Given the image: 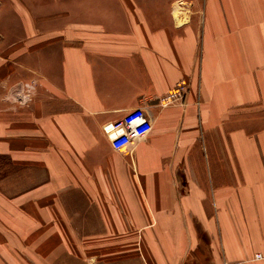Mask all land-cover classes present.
Segmentation results:
<instances>
[{
	"label": "crops",
	"instance_id": "0c3cea01",
	"mask_svg": "<svg viewBox=\"0 0 264 264\" xmlns=\"http://www.w3.org/2000/svg\"><path fill=\"white\" fill-rule=\"evenodd\" d=\"M55 1L0 0L26 34L0 59V162L30 179L8 204L0 176V264H264V0ZM138 108L152 131L114 150L103 127Z\"/></svg>",
	"mask_w": 264,
	"mask_h": 264
},
{
	"label": "rangeland",
	"instance_id": "374dc122",
	"mask_svg": "<svg viewBox=\"0 0 264 264\" xmlns=\"http://www.w3.org/2000/svg\"><path fill=\"white\" fill-rule=\"evenodd\" d=\"M3 6L5 4L10 7L14 8V5L18 8L19 6H23V12L24 17L29 18V13L31 9L37 10V9H46V3H41L40 6L38 5V2L36 0H2ZM70 2H64V0H56L54 2V10L55 11H71L72 13H81L86 12L87 7L92 5L90 1L92 0H68ZM10 7H8L10 9ZM6 8V7H5ZM8 9V10H9ZM78 16V15H76ZM29 21V20H28ZM3 36V37H2ZM26 34H24V31L22 34L20 33V24L18 20L14 18V13H2L0 18V59H13L15 58V53L13 48H15L14 42L15 40H19L20 38H25ZM20 41V40H19ZM29 57V53L27 55ZM10 60V59H9ZM27 68H22L23 75L25 76V79L29 77V70ZM9 70V69H8ZM13 85V86H12ZM37 86L36 81H19L15 84H7V93L10 92L11 94L8 95V97H2V101L5 102L8 105L14 106V104H20L25 103L26 100V94H31V90L33 92L32 86ZM4 86V85H3ZM29 98V97H28ZM29 101V100H27ZM12 102V103H11ZM17 102V103H16ZM14 103V104H13ZM30 103V101L28 102ZM22 176H26L25 174H21ZM39 174V179L41 181L42 176ZM0 176H5L6 180L3 179V182H1L2 186H8L7 191L10 193L7 199L8 204H12L14 202V195H13V187L17 188H24L30 185V179L26 183L18 184L14 179L16 178V172L14 171V168L11 167L8 161L1 160L0 162ZM29 176V175H28ZM2 180V179H1ZM12 187V188H9ZM10 210L6 213L8 216V219H14V210L13 207H9ZM9 221V220H8ZM8 233L12 234L14 225L13 223H8ZM73 247H78V244H71ZM39 261L43 259H47V256H51L53 254L52 251H43L39 250ZM54 254L59 255L60 259H54L56 263L62 261L65 262V264H82V257L77 258L73 257L72 259L65 260L63 259V252H55ZM46 257V258H45ZM49 260V259H48ZM41 264V263H40Z\"/></svg>",
	"mask_w": 264,
	"mask_h": 264
},
{
	"label": "built area",
	"instance_id": "2783aa9c",
	"mask_svg": "<svg viewBox=\"0 0 264 264\" xmlns=\"http://www.w3.org/2000/svg\"><path fill=\"white\" fill-rule=\"evenodd\" d=\"M30 89H33L30 87ZM189 90L187 81L179 82L176 87L161 99L165 106L183 104ZM31 94H26L25 102L31 101ZM29 97V98H28ZM29 100V101H27ZM153 129L150 114L144 108H138L128 113L123 119L108 123L103 127L104 132L110 138L112 147L116 151H122L130 147L134 142L144 139ZM255 260H264V250L255 255ZM225 264H240L225 262Z\"/></svg>",
	"mask_w": 264,
	"mask_h": 264
},
{
	"label": "bare ground",
	"instance_id": "6f19581e",
	"mask_svg": "<svg viewBox=\"0 0 264 264\" xmlns=\"http://www.w3.org/2000/svg\"><path fill=\"white\" fill-rule=\"evenodd\" d=\"M182 6H183V4H182ZM181 6V4L179 3L178 5H177V8H176V16L178 17V20H179V23L180 24H183V22H184V20H182L181 19V17H180V15H181V13H183V11H184V8ZM180 17V18H179Z\"/></svg>",
	"mask_w": 264,
	"mask_h": 264
},
{
	"label": "clouds",
	"instance_id": "9594fccd",
	"mask_svg": "<svg viewBox=\"0 0 264 264\" xmlns=\"http://www.w3.org/2000/svg\"><path fill=\"white\" fill-rule=\"evenodd\" d=\"M94 259V258H93Z\"/></svg>",
	"mask_w": 264,
	"mask_h": 264
}]
</instances>
